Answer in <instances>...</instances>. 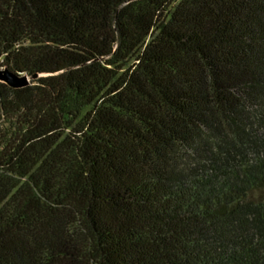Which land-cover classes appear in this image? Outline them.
Returning a JSON list of instances; mask_svg holds the SVG:
<instances>
[{
    "label": "trees",
    "instance_id": "obj_1",
    "mask_svg": "<svg viewBox=\"0 0 264 264\" xmlns=\"http://www.w3.org/2000/svg\"><path fill=\"white\" fill-rule=\"evenodd\" d=\"M0 69V264H264V0H0Z\"/></svg>",
    "mask_w": 264,
    "mask_h": 264
},
{
    "label": "water",
    "instance_id": "obj_2",
    "mask_svg": "<svg viewBox=\"0 0 264 264\" xmlns=\"http://www.w3.org/2000/svg\"><path fill=\"white\" fill-rule=\"evenodd\" d=\"M33 78H36L33 77ZM31 78L26 76H17L13 73H11L8 69H0V83H5L11 88H23L29 85V80Z\"/></svg>",
    "mask_w": 264,
    "mask_h": 264
},
{
    "label": "rangeland",
    "instance_id": "obj_3",
    "mask_svg": "<svg viewBox=\"0 0 264 264\" xmlns=\"http://www.w3.org/2000/svg\"><path fill=\"white\" fill-rule=\"evenodd\" d=\"M29 84H30V80H29Z\"/></svg>",
    "mask_w": 264,
    "mask_h": 264
}]
</instances>
